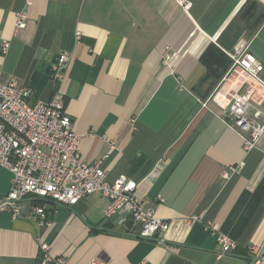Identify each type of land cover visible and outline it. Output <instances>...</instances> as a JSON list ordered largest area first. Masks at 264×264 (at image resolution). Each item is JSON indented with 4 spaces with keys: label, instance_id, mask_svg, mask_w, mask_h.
I'll use <instances>...</instances> for the list:
<instances>
[{
    "label": "crops",
    "instance_id": "0c3cea01",
    "mask_svg": "<svg viewBox=\"0 0 264 264\" xmlns=\"http://www.w3.org/2000/svg\"><path fill=\"white\" fill-rule=\"evenodd\" d=\"M20 11L26 25L15 29ZM239 39L264 66V0H0V42H9L1 80L14 78L31 89V101H46L54 89L50 66L69 50L58 91L80 156L95 162L112 144L103 161L108 180L139 182L138 195L171 222L157 243L126 234L129 221L106 220L107 199L98 193L72 206L25 198L15 220L0 213V264H39L41 242L64 264L97 257L105 264H252L245 247L264 250V134L243 150L217 98L248 80L230 69ZM10 182L0 166V195ZM33 199L50 226L31 219ZM194 214L201 220L189 221ZM206 222L237 250L217 257V233L206 232Z\"/></svg>",
    "mask_w": 264,
    "mask_h": 264
},
{
    "label": "built area",
    "instance_id": "2783aa9c",
    "mask_svg": "<svg viewBox=\"0 0 264 264\" xmlns=\"http://www.w3.org/2000/svg\"><path fill=\"white\" fill-rule=\"evenodd\" d=\"M25 19V12H18L15 29L24 28ZM8 48V41L0 42L1 54H6ZM229 56L230 69L239 68L248 80L238 90H226L217 98L223 110L228 111L229 126L241 135L243 150L249 151L264 134V66L250 53L244 39L236 42ZM169 58L165 52L162 62L167 64ZM70 59L71 52L62 50L51 64L49 75L54 89L46 101H31L30 88L18 85L14 78L3 82L0 75V166L11 173L8 192L0 195V213L6 212L15 220L22 213L25 198H48L72 206L81 198L98 193L107 199L103 209L106 220L117 218L118 224L129 221L126 234L164 243L171 222L156 216L155 204L138 195L140 183L124 175L108 180L103 161L113 145L95 162L80 156V137L73 131V120L64 112V97L58 91ZM157 198L163 202L160 196ZM30 217L39 226L51 225L45 208L34 199ZM195 220H201L200 214L190 216L189 221ZM205 231L217 233L211 222L205 223ZM216 242L217 257L239 247L222 233H217ZM245 250L252 264H264L261 246L249 244ZM39 251V264H64L62 257L50 254L49 243L41 242ZM105 263L97 257L87 264Z\"/></svg>",
    "mask_w": 264,
    "mask_h": 264
},
{
    "label": "water",
    "instance_id": "95a60500",
    "mask_svg": "<svg viewBox=\"0 0 264 264\" xmlns=\"http://www.w3.org/2000/svg\"><path fill=\"white\" fill-rule=\"evenodd\" d=\"M226 122H230V118L228 117V111L225 112V117H224Z\"/></svg>",
    "mask_w": 264,
    "mask_h": 264
},
{
    "label": "trees",
    "instance_id": "16d2710c",
    "mask_svg": "<svg viewBox=\"0 0 264 264\" xmlns=\"http://www.w3.org/2000/svg\"><path fill=\"white\" fill-rule=\"evenodd\" d=\"M65 103V102H64ZM38 199H39V197H37ZM35 201H36V199H35Z\"/></svg>",
    "mask_w": 264,
    "mask_h": 264
}]
</instances>
